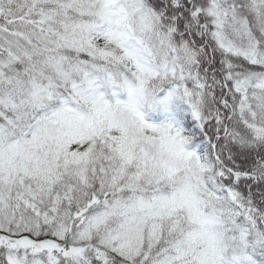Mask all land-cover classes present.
Segmentation results:
<instances>
[{"label":"snow or ice","instance_id":"obj_1","mask_svg":"<svg viewBox=\"0 0 264 264\" xmlns=\"http://www.w3.org/2000/svg\"><path fill=\"white\" fill-rule=\"evenodd\" d=\"M0 264H264V0H0Z\"/></svg>","mask_w":264,"mask_h":264}]
</instances>
